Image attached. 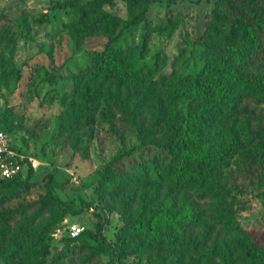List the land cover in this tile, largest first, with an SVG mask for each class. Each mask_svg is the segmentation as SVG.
<instances>
[{"label":"trees","instance_id":"trees-1","mask_svg":"<svg viewBox=\"0 0 264 264\" xmlns=\"http://www.w3.org/2000/svg\"><path fill=\"white\" fill-rule=\"evenodd\" d=\"M113 1L56 3L72 13L66 26L73 39L96 32L106 36L102 47L87 49L89 66L99 76L97 82L83 84L77 104L60 114L61 124L77 128L91 123V104L103 92L120 106L125 120L137 130L138 142L131 150L157 147L165 156L153 155L147 161H138L133 171L119 175H112L110 162L104 165L103 178L114 182L117 189L135 179L144 190L122 201L118 209L122 223L111 243L101 232L100 217L74 237L64 232L61 240L66 245L72 242L68 250L81 256L83 263L102 250L99 245L106 244L116 264H133L128 256L148 249L162 256L172 255L175 264H186L210 248L213 250L203 256L202 264H264V247L245 235L239 237L235 231V194L231 188H242L227 185L222 179L227 173L223 168L237 155L245 165L235 169L236 176L249 178L256 191L264 195V0H213L199 36L204 62L194 75L167 73L157 70L155 64L134 67L131 52L114 42L122 26L146 20L147 6L153 0H124L125 17L105 8ZM166 22L171 27L176 25L169 16ZM3 38L1 33L0 65L8 60L14 43L12 37L1 43ZM112 83L115 88L123 85L124 96L110 89ZM180 99L183 107L178 105ZM145 104L152 107L146 125L141 115ZM32 172L26 169L0 178V256L6 264H46L44 237L52 223L61 222L62 213L72 207L71 201L63 200L54 191L60 183L47 172L43 192L20 205V210L33 209L32 217L46 211L61 213L36 227L32 234L25 219L18 220L11 230L16 210L1 204L20 191H28ZM206 221L201 238L187 237L188 232ZM83 237L96 242L83 241ZM222 239L231 248L215 250Z\"/></svg>","mask_w":264,"mask_h":264},{"label":"rangeland","instance_id":"rangeland-1","mask_svg":"<svg viewBox=\"0 0 264 264\" xmlns=\"http://www.w3.org/2000/svg\"><path fill=\"white\" fill-rule=\"evenodd\" d=\"M58 1L62 0H0V34L4 35L1 43L9 37L14 40L8 60L0 65V127L20 148L40 161L29 178L32 184L28 191H20L1 205L16 210L10 221L11 230L18 220L25 219L32 234L36 227L61 213L59 210L46 211L32 217L33 209L20 210V205L40 196L45 173L50 172L60 183L55 185L54 191L63 200L71 201L72 207L62 213L61 222L52 223L44 237L46 264H116L110 245L106 244L99 245L102 250L88 263H83L81 256L68 250L72 242L66 245L61 240L63 226L71 221L89 226L100 217L103 219L101 232L111 243L122 223L118 211L122 201L144 190L135 179L125 188L117 189L114 182L103 178L104 165L110 162L112 175H119L123 171H133L138 161L165 155L157 147L131 150L138 142L137 130L125 120L120 106L103 92L91 104V123L77 128L61 124L60 114L77 104L83 84L97 82L99 76L89 66L87 49L102 47L106 36L96 32L73 39L66 26L72 13L67 7L57 6ZM213 3V0H153L147 6L146 20L122 26L114 43L131 52L134 67L155 64L157 70L167 73L194 75L204 62L199 36ZM105 8L121 17L126 16L124 0H114ZM41 16L43 18L38 21ZM168 16L175 27L167 24ZM110 89L124 96L123 85L115 88L112 83ZM130 97L134 98L132 92ZM178 105L183 107L184 101L180 99ZM141 115L146 125L152 115L151 105L145 104ZM244 165L243 158L233 156L223 168L229 176L224 173L222 179L227 185L232 183L242 188L241 191L231 188L235 194V231L239 237L245 235L252 243L264 247V195L256 191L249 178L236 176L235 169ZM214 200L217 201V197ZM74 209L79 210L74 212ZM207 223L188 232L187 237L191 240L201 238ZM223 239L217 242L215 250L231 248ZM82 240L96 242L88 237ZM4 241L8 244V237ZM212 250L203 251V256ZM203 256L186 264H202ZM128 259L133 260V264H175L172 255L162 256L149 249L134 253ZM0 264H6L1 256Z\"/></svg>","mask_w":264,"mask_h":264},{"label":"built area","instance_id":"built-area-1","mask_svg":"<svg viewBox=\"0 0 264 264\" xmlns=\"http://www.w3.org/2000/svg\"><path fill=\"white\" fill-rule=\"evenodd\" d=\"M39 163L36 156L20 148L8 133L0 129V178L11 177L26 169L33 171ZM83 227L77 221L63 226L64 232L70 237L76 236Z\"/></svg>","mask_w":264,"mask_h":264}]
</instances>
